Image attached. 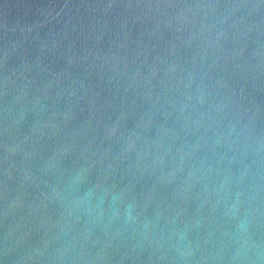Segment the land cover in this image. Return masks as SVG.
Listing matches in <instances>:
<instances>
[{"label": "water", "instance_id": "1", "mask_svg": "<svg viewBox=\"0 0 264 264\" xmlns=\"http://www.w3.org/2000/svg\"><path fill=\"white\" fill-rule=\"evenodd\" d=\"M0 264H264V0H0Z\"/></svg>", "mask_w": 264, "mask_h": 264}]
</instances>
